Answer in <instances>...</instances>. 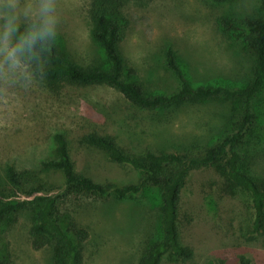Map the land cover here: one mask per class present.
I'll return each mask as SVG.
<instances>
[{
  "label": "rangeland",
  "instance_id": "374dc122",
  "mask_svg": "<svg viewBox=\"0 0 264 264\" xmlns=\"http://www.w3.org/2000/svg\"><path fill=\"white\" fill-rule=\"evenodd\" d=\"M255 1L131 2L126 7L131 23L122 53L151 93L171 94L179 88L166 60L171 48L195 86L238 88L249 81L253 58L221 29L219 21L226 14L252 13ZM89 4L90 0H19V26L45 24L48 34L67 47L74 61L89 67L104 55L92 37ZM5 23L0 20V170L10 162L18 169L39 170L43 161L55 155V135L64 133L78 171L100 182H129L135 177L133 169L91 147L90 134H109L131 152L177 151L211 141L232 108L226 101H207L144 110L108 85L50 88L9 58L14 32L6 38ZM256 102V134L248 137L247 161L255 175H264V90ZM51 180L62 184L64 178L54 173ZM221 183L212 168L192 172L183 190L181 235L196 254L185 262L167 257L165 264H208L218 258L239 264L240 254L249 256L253 264H264V235L250 233L254 218L250 195L242 191L223 195ZM161 204L160 190L149 187L137 198L86 194L66 198L62 206L89 230L84 264H139L146 240L161 236ZM34 207L30 202L26 211L8 217L0 227V249L12 264H54L52 246L36 250L32 245Z\"/></svg>",
  "mask_w": 264,
  "mask_h": 264
},
{
  "label": "trees",
  "instance_id": "16d2710c",
  "mask_svg": "<svg viewBox=\"0 0 264 264\" xmlns=\"http://www.w3.org/2000/svg\"><path fill=\"white\" fill-rule=\"evenodd\" d=\"M145 1L149 0H90L92 37L104 53L102 61L95 65L78 64L67 47L49 34L34 44H22L21 37L30 31L47 29L45 24L37 22L21 24L11 36L14 58L50 88L63 84L108 85L144 110L207 101H226L232 108L211 141L193 143L177 151L141 148L131 152L109 134H90L87 141L91 147L107 153L114 163L133 169L135 177L129 182H100L78 171L64 133L55 135V155L43 161L39 170L18 169L11 162L4 171L0 170V227L8 217L23 213L30 202L34 203L32 245L36 250L52 246L54 264H84L85 242L90 236L89 230L63 208L66 198L90 194L124 200L137 198L149 187L162 193L161 236L146 240L139 264H165L167 257L192 261L195 250L183 242L181 235L183 190L192 172L204 168H212L221 176L223 195H236L241 191L250 195L254 209L250 233L264 235V175L252 172L246 147L250 133L256 134L255 106L264 90V0L254 2L252 13L226 14L219 21L221 29L252 56L249 81L238 88L195 86L187 77L178 53L171 48L166 53L167 64L180 82L179 88L171 94L149 92L139 78L138 69L128 63L121 50L131 23L126 7L131 2ZM54 173L62 174V184L51 180ZM29 197L34 198L29 200ZM238 257L239 264H253L246 254ZM0 264H12L11 257L2 249ZM208 264L229 263L225 258H218L210 259Z\"/></svg>",
  "mask_w": 264,
  "mask_h": 264
},
{
  "label": "clouds",
  "instance_id": "9594fccd",
  "mask_svg": "<svg viewBox=\"0 0 264 264\" xmlns=\"http://www.w3.org/2000/svg\"><path fill=\"white\" fill-rule=\"evenodd\" d=\"M19 0H0V20L5 21V31L4 35L7 38L11 33L19 30V10L17 5ZM46 10V9H45ZM25 15L28 14V11L25 10ZM50 29H45L43 32L40 31H30L26 36H22V44L32 43L34 44L38 39L43 38L48 34ZM15 49H12L8 56L9 58H14Z\"/></svg>",
  "mask_w": 264,
  "mask_h": 264
}]
</instances>
